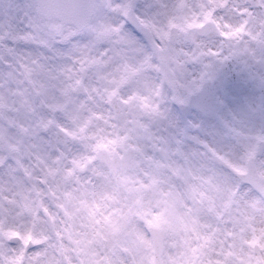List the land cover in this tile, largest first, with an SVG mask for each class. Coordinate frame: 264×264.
I'll return each mask as SVG.
<instances>
[{
  "label": "snow or ice",
  "instance_id": "1",
  "mask_svg": "<svg viewBox=\"0 0 264 264\" xmlns=\"http://www.w3.org/2000/svg\"><path fill=\"white\" fill-rule=\"evenodd\" d=\"M156 2L159 5L156 11L149 13L147 9L153 5L148 4L141 14L135 11V0H24L17 6L18 17L7 15L6 20L0 21V64L13 66L11 61L15 56L12 54L21 41L36 45L37 51L28 53L32 58L28 67L37 78L52 74L56 84L53 91L58 90L64 101L66 123L61 124L54 118L48 122L56 140L54 144L49 141L47 157L39 160L45 168L50 163L54 167L63 163V173L71 177L79 170L94 168L98 160L107 161L115 172L132 153L152 161L153 156L146 148L160 147L156 143L160 138L154 136L152 126L164 124L166 130L183 132L181 113L204 91L206 73L200 72L197 79L189 71V64L202 65L207 59L209 64L204 67L215 69L211 74L214 80L219 78L234 53L251 51L255 55L259 52L264 58V0H246L244 6L232 0ZM229 9L235 22L225 19L223 10ZM40 48L51 55L38 51ZM5 50L8 55L4 54ZM226 50L227 56L223 55ZM218 57H223L219 67ZM193 127L199 129L200 125ZM258 139L264 140V137ZM85 140L88 141L85 146L94 155L78 158L74 154L69 161L70 145ZM198 143L205 149V156L221 165L214 183L203 180L193 168L177 165L170 169L176 179L169 185L160 206L143 216L139 215L142 209L134 206L135 201L118 217L111 211L107 215L101 211L111 206L109 202H120L119 188L100 194L69 189L63 193L64 199L57 197V208L64 216L59 225L57 216L41 199L34 215L46 224L51 222L43 238L36 233L35 226L21 231L0 225V264H73L67 253L76 249H68L62 243L57 245L55 241L63 232L77 243L73 239L77 226L89 229L90 243L141 223L155 237L173 224L177 194L172 188L177 182L194 205V209L189 208L179 217L186 228L197 230L202 219L204 226L215 224L216 229H226V218L241 207L238 177L248 176L247 182L264 194V161L259 167L256 165L261 146L255 145L248 151V168L242 171L219 153L214 140H198ZM181 144L176 141L174 154L187 162L189 154ZM53 150L56 152L54 161ZM13 158L23 168L21 160ZM7 159L8 155L0 148V167ZM158 175L145 173L147 179L141 180V187L155 190L159 186ZM25 176L30 177L26 170ZM196 180L201 183L195 184ZM13 240L19 243V248H8V242ZM144 243L150 244V240L145 239ZM29 247H35L36 251L29 254ZM96 255L91 253V256ZM77 264H111V261L106 257L93 260L78 256ZM129 264H136L135 258ZM191 264H204V261L194 259ZM207 264H221V260L209 259ZM257 264H260L259 258Z\"/></svg>",
  "mask_w": 264,
  "mask_h": 264
},
{
  "label": "rangeland",
  "instance_id": "2",
  "mask_svg": "<svg viewBox=\"0 0 264 264\" xmlns=\"http://www.w3.org/2000/svg\"><path fill=\"white\" fill-rule=\"evenodd\" d=\"M137 2L135 9L141 14H144L145 5H153L152 8L147 9L149 13L156 11L159 6L156 0H138ZM160 2L168 4L170 0H160ZM23 3L24 0H0V21L6 20L7 15L14 14L18 17L20 13L17 6ZM232 3L244 6L246 0H232ZM247 6L251 7V3ZM223 14L225 19L235 22V16L230 9L223 10ZM8 43L11 44V41ZM15 47L16 51L12 54L15 60L11 61L13 66L0 64V70H2L0 71V148L8 155L7 163L0 167V225L6 229L17 227L24 231L26 227L35 226L36 233L43 238L51 222L46 224L36 217L35 209L42 199L52 214L57 216L56 223L59 225L64 216L63 212L57 208L59 202L57 197L64 199L63 193L69 189L87 190L90 194H100L108 189L115 191L119 188L120 202H109L111 206L108 209L102 208L101 211H104L106 215L111 211L114 217H118L128 211L127 206L131 201H135L134 206L142 209L139 215L143 216L146 212L160 206L169 185L176 179L172 176L170 169L177 165L183 166L180 158L174 154L177 140L182 142V148L189 154V168L195 169L203 180H212L214 183L217 173L222 170L221 165L215 159L204 155L205 149L198 140H214L215 147L221 155L238 162V167L243 168L241 157L243 161V154L249 150L252 143L251 135L264 132L261 117L257 113L256 90V83L264 73V58L259 52L253 55L251 51H241L233 54L236 57L235 68L238 72V82L232 86L224 84L222 72L219 78L214 79L215 94L225 101L221 120L202 116L187 108L181 113L183 132L177 133L175 129L166 130L164 124L152 126L154 136L160 138L156 143L166 152L158 154L153 146H148L146 151L153 156V160H146L137 170L118 171L116 175H111L100 162H96L94 168L88 167L79 170L77 175L66 177L62 171L63 163L55 167L50 163L47 168L39 163L40 159L47 157L48 145L46 136L37 133L38 126L44 124L49 118H54L61 124L66 123L63 108L55 114L51 113L52 105L62 107L64 101L58 94V90L53 91L56 84L52 74L37 78L28 67V61L32 59L28 53L36 52L37 46L21 41ZM239 47L242 49L244 46L241 44ZM38 51L51 55L43 48ZM4 54L8 55L7 50ZM223 55H229L228 51L226 50ZM222 59L223 57L217 58V67ZM21 64L24 67H19ZM208 64L209 61L205 59L202 65L189 64L188 69L199 79L202 71L207 76L214 73L215 69L212 67H204ZM25 77L31 79L36 88L34 104H31L29 99L23 81ZM244 100L249 102V112L253 111L252 121H248L244 114V107L246 110ZM173 107L175 108V105ZM246 122L247 126L244 128ZM193 125H200V128L197 129ZM19 127L24 130L22 136L18 134ZM232 128L245 134L242 137L236 136L232 133ZM87 143L88 141L85 140L79 144H71L72 151L68 153V160L70 161L74 154L78 158L89 156L92 150L85 146ZM260 146L261 150L257 156L258 167L264 161V144ZM13 156L21 160L23 168L16 163ZM55 156L56 152L52 151L53 161ZM25 170L30 173V177L25 176ZM154 172L159 174V186L155 190L143 189L141 180L146 181L145 173L151 176ZM194 183L198 185L201 181L196 180ZM240 185L241 207L226 218V229H216L215 224L211 227L204 226V221L201 219L199 221L201 226L193 230L186 228L179 219L189 208L194 209V205L193 201L184 195V189L177 182L172 188V191L177 194L176 208L173 224L169 227L165 238L162 264H184L185 258L197 261L203 259L204 264H207L209 259L216 258L221 260V264H257L259 258L260 264H264V203H257L264 200V194L255 187L241 182ZM125 188L127 190H124ZM49 200L54 201L53 206ZM143 228L144 225L141 223L140 226L121 230L105 239L97 238L90 243L89 229L77 226L73 230L76 233L73 239L77 243L69 240L68 234L63 232L55 242L57 245L62 243L68 249H76L67 253L71 256L73 264H77L78 256L93 260L106 257L111 264H129L133 258L136 264H150L151 247L149 243H144L145 239H149ZM192 232L201 235L196 245L190 237ZM48 243L50 244L51 241ZM19 247L17 241L8 242L9 249ZM35 251V247L28 249L29 254ZM93 252L98 255L91 256Z\"/></svg>",
  "mask_w": 264,
  "mask_h": 264
},
{
  "label": "water",
  "instance_id": "3",
  "mask_svg": "<svg viewBox=\"0 0 264 264\" xmlns=\"http://www.w3.org/2000/svg\"><path fill=\"white\" fill-rule=\"evenodd\" d=\"M233 58H230L227 63H232ZM234 71L231 70L230 74L227 76L228 82L234 81ZM205 81L210 82L211 87H212V80L211 79H205ZM260 90V101H264V81L260 84L259 87ZM223 104L214 97V94L212 92V89L207 88V84H205L204 91L196 98L193 100V104L191 107L199 110L203 114H210L215 117H219V112L222 109ZM48 129L47 127H41L39 131H46ZM156 237H158L156 235ZM160 255V251L157 250L156 252V258L158 259Z\"/></svg>",
  "mask_w": 264,
  "mask_h": 264
},
{
  "label": "flooded vegetation",
  "instance_id": "4",
  "mask_svg": "<svg viewBox=\"0 0 264 264\" xmlns=\"http://www.w3.org/2000/svg\"><path fill=\"white\" fill-rule=\"evenodd\" d=\"M137 7V6H136ZM137 10V9H136ZM263 75H264V73H263ZM237 83V82H236ZM249 102L248 101H245V106H246V110H245V107H244V114H245V116H247V119H248V121H252V116H253V111L251 110L250 112H249V110H248V106H249V104H248ZM258 112V111H257ZM259 113V112H258ZM260 114V117H261V123H262V125L264 126V106H263V110H262V112L261 113H259ZM247 126V122L246 123H244V128ZM232 132H233V134L234 135H236V136H240V137H242L245 133L244 132H242V131H239V130H237L236 128H232ZM260 135H262V136H264V132H261V133H259ZM260 135H258V136H260ZM251 137H253V139H252V143H251V145H250V148H249V150L248 151H250L251 150V148L253 147V146H255V145H261V144H264V140H261V139H257V134H254V135H251ZM255 141V142H254ZM79 143H81V141H78V142H75L74 144H79ZM92 152V151H91ZM90 152V153H91ZM89 153V154H90ZM258 153H259V151H258ZM258 156V155H257ZM101 163V162H100ZM106 169H107V171H109L110 173H112V170L110 171V169L107 167V165L105 164V163H101ZM258 164H259V161H258V159H257V157H256V165H257V167H258ZM139 168V166H137L134 170H137ZM121 169H118V170H116V173L118 172V171H120ZM133 170V171H134ZM127 172H132V171H130V170H127ZM115 173V174H116Z\"/></svg>",
  "mask_w": 264,
  "mask_h": 264
}]
</instances>
